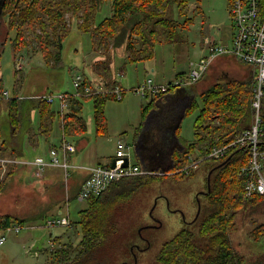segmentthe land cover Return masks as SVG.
<instances>
[{
    "label": "trees",
    "instance_id": "16d2710c",
    "mask_svg": "<svg viewBox=\"0 0 264 264\" xmlns=\"http://www.w3.org/2000/svg\"><path fill=\"white\" fill-rule=\"evenodd\" d=\"M105 0H0L2 7V23L6 32L0 34V58L2 47L11 33L10 39L15 57L18 52L37 44L48 65L59 64L62 60L63 41L71 29L68 20L76 19L82 31L91 32L95 37L96 50L104 54L109 48L121 43H127L130 50V61H138L150 57L141 53L150 44L151 49L159 41H174L180 36L179 21L174 17L175 8L181 16L190 10L191 0H110L111 15L100 23L97 16ZM199 8V7H198ZM185 24L192 18L185 16ZM36 50V49H34ZM136 53L140 56H136ZM137 54V55H138ZM92 68L102 81L114 84L112 75ZM253 80L216 83L194 98L186 115L199 109L195 122L196 141L189 144L185 150L174 153V163L170 168L180 170L189 164V173L176 172L175 175H192L194 166L201 165L204 171V198L199 197L201 209L197 216L186 224L169 240L163 242L152 263L148 264H245L246 258L234 245L232 234L238 229V219L249 215L253 219L250 236L264 245V221L254 214L264 207V195L246 197L244 193V177L241 173L242 151L235 152L229 161H216L207 158L214 144H225L236 138L252 123L251 98ZM1 92V90H0ZM247 93V95H245ZM94 120L98 131L106 129L104 115L105 105L111 94H93ZM247 98V100H246ZM1 101V100H0ZM7 108L12 124H23L25 132L33 143L39 134L52 132L56 118L61 120L63 136L81 135L87 130V123L81 111L82 102L78 97L71 100L65 114L53 109L52 103L44 100L11 98ZM150 105L143 108L145 120ZM31 107L39 111V132L34 133L29 123L28 113ZM264 109V107H263ZM218 122V124H217ZM0 151L3 155L15 156L16 150L9 154V146L1 140ZM69 140V139H68ZM241 161L242 163H239ZM236 164H235V163ZM142 167V166H141ZM15 169V168H14ZM11 169L5 178H1L0 195L5 191L9 178L13 175ZM212 170L209 184V173ZM138 175L124 178L113 183L100 196L88 200V208L79 212V219L72 225L81 229L82 238L78 243L64 241L62 234L51 240L55 247L50 250L49 264H125L122 255L126 253L127 244L123 222L131 219L130 208L142 198L144 191L158 178L159 173ZM77 196V194H76ZM199 209V204H198ZM129 214V215H128ZM44 215H41L43 217ZM255 217V218H254ZM137 219V218H136ZM28 218H19L11 213L0 215V229H7L12 222L27 223ZM135 221V220H134ZM132 222V221H131ZM122 229H126L122 231ZM51 233V232H50ZM149 245V244H148ZM133 251H136L133 246ZM151 247V246H150ZM47 250V249H46ZM250 264H264V251Z\"/></svg>",
    "mask_w": 264,
    "mask_h": 264
},
{
    "label": "rangeland",
    "instance_id": "374dc122",
    "mask_svg": "<svg viewBox=\"0 0 264 264\" xmlns=\"http://www.w3.org/2000/svg\"><path fill=\"white\" fill-rule=\"evenodd\" d=\"M230 5V0H191L190 10L186 14L192 18L189 24L184 23L186 15L181 16L179 10L175 8L174 17L180 24L178 31L180 36L174 41L168 42L165 40L159 41L162 38L158 36V40L154 42L152 48L148 49L151 46L148 44L141 53V55H149L150 53L152 55L138 61H130V50L127 48V43H121L116 47L111 46L106 53H100L99 50H96L98 45L93 34L82 31L78 26V21L76 19L70 20L69 17V22H72L71 29L63 41L62 60L58 65H48L42 53H39L36 43H34L33 48L23 49L15 57L10 40L13 37V33H11V37L8 38L2 47L0 58L1 126L5 124V116H9L10 109L7 108L6 104L11 98L22 100L30 99L37 94L57 95L63 92L77 94L78 90L74 86V78L78 74L85 75L86 82L93 88L99 86L101 78L93 73L91 74L93 64H95V69L97 68L99 73L106 69L107 75H112L111 80L115 81L116 79L124 89V98L118 99L112 96V98L107 99L104 110L107 126L102 131H98L95 124L93 98L88 92L84 94L82 91L83 95H79L78 98L83 105L81 113L86 120L87 130L81 135L67 136L76 146L71 155V162L74 165H79L81 162L85 163L84 165L95 164L97 161L111 163L117 152L118 139L123 138L131 146L130 158L132 163L142 166L143 163L140 158L147 154L154 159L155 168L165 169L166 175L156 179L144 191L142 198H139L133 208L129 209L131 219L128 221L126 219L123 222L124 228L129 226L128 230L122 229V231L126 230L124 239L127 244L126 253L122 255L123 262H132L133 264L152 263L163 242L171 239L187 221H191L197 216L199 197L204 198L203 193L205 190V179L203 178L200 164L194 166V174L192 175H172L176 173L174 168H170L172 161L170 155L173 145L162 144L161 142L165 141H161L153 144L158 147L159 152L155 148L146 150V144L150 138L156 139L155 135L147 136L146 144H137V137L141 134L138 127L143 121V108L150 105L151 98L136 94L132 89L139 85L137 83L140 82L142 84L147 80L152 74V67L164 73H171V76L166 74L167 78L177 73L187 77L192 68L191 63L197 64L207 53V51L203 50L206 44L205 41L208 43L210 40L215 39L217 43L229 42L235 33V25L230 14ZM111 12L110 0H105L97 16L98 23L109 17ZM5 32L6 26L2 23L0 28L2 38ZM137 54L136 56H140V54ZM95 73L97 74V72ZM234 75V73L221 74L218 72L212 83L235 80L233 79ZM238 81L247 80L241 79ZM6 90L9 92L8 98L3 94ZM100 94L109 95V93ZM198 101L202 104L199 96ZM52 106L56 111L61 110V103L58 99H55ZM29 113L30 118L34 122L33 132H39L36 109L31 107ZM198 113L199 109L187 114L181 123L179 137L185 141L186 145L195 138V122ZM147 116L145 119H147ZM18 129L22 130V127ZM23 134V137L27 138L28 133ZM41 135L38 134L37 137L41 139V143L45 142L49 147L50 143H47L46 137ZM46 135H49L47 138H49L51 143H60L64 134L59 118H56L52 132ZM25 150L24 156L16 155V157L23 159L28 157ZM241 159L245 160L246 158L242 157ZM239 163L242 162L239 161ZM73 170L74 168L70 169L72 173L75 171ZM72 178V174H70L69 181ZM59 179L62 181L60 195L55 199L53 198V203L44 208L41 213L34 212L43 209L40 207L39 202L44 197L29 192L25 188L13 187L7 195L0 196V214H2L3 210H5L3 205L5 204L8 210L12 209L11 205L17 195V191H23V200H28L30 213L33 215L31 218L27 217L28 220L25 223V227L19 232L0 229V237L6 235V241L3 244L0 243V264H49L51 259L50 250L56 246L52 247L51 236L45 242L47 250H43L40 253L29 252V248L45 232H51L52 238L62 234L64 241L68 239L74 243H78L82 238L81 229L72 225V223L69 227L52 228L45 224L47 219L61 216V214L57 213L59 207L64 211V215H67V207L69 205V218L71 221H77L80 217L79 212L89 206L88 200L80 201L77 198L76 191L66 189L64 172H59ZM23 181L31 183L36 181V177L28 171L25 173ZM28 196L33 198H28ZM42 205L44 206L45 204ZM13 215L23 216V214L19 213H14ZM41 215L44 216L41 217ZM254 216L260 218V221L263 222L264 207L259 208V211ZM252 219L249 215L241 218L239 216V227L232 234L235 247L246 258L245 264H250L264 251V245L253 240L250 236V231L253 228ZM156 220L160 223L159 227L154 226V224H158ZM16 223L12 222V225ZM147 242H149V245H147ZM133 246H135L136 251H133Z\"/></svg>",
    "mask_w": 264,
    "mask_h": 264
},
{
    "label": "built area",
    "instance_id": "2783aa9c",
    "mask_svg": "<svg viewBox=\"0 0 264 264\" xmlns=\"http://www.w3.org/2000/svg\"><path fill=\"white\" fill-rule=\"evenodd\" d=\"M230 4V14L235 25L234 35L229 42L217 43L215 39L210 40L208 42V54L201 58L197 64L191 63L192 68L190 69L189 78L192 83L202 78L212 61L218 56H234L244 64L255 68L251 98L253 116L251 125L228 143L214 144L206 156L209 159L221 161L227 157H232L235 152H231L234 150L237 152L242 151L243 157L247 158L246 163L241 167V173L244 177V193L246 197H252L264 195V0H230ZM115 83L108 85L107 82L101 81L99 86L93 88L86 82L85 75L78 74L74 78V86L78 90L77 94L63 92L57 95L37 94L34 97L38 101L44 100L48 103H53L55 99H58L61 103L60 113L63 116L69 108L72 98L83 95L82 91L84 94L86 92L90 95L109 93L118 99L124 98V89L116 79ZM184 83L185 81L182 80L157 83L149 78L144 83L134 87L132 91L147 97L149 94L166 93L173 87ZM3 94L7 98L9 97L7 90ZM130 148L131 146L126 140L119 138L117 152L114 157L115 166H112V161L109 164H97L91 167L77 166L72 164L70 157V153L75 150V145L63 136L61 144L50 150L49 159L26 160L16 156L3 155L0 151L1 178H5L11 169L22 165L35 167L34 175L38 177L42 176L47 167H59L65 171L66 179L71 174L70 169H84L88 172V176L82 182L77 198L80 201L89 200L100 196L113 183L124 178L156 173V171L132 163ZM126 158L129 159L128 165H125ZM192 164L176 172L189 173ZM159 173L164 174L165 171ZM71 223L69 205L67 215H64V211H62L61 216H55L45 222L49 228L69 227ZM24 227L25 224L16 223L10 225L7 229L19 232ZM4 241H6V235L0 237V243L3 244ZM50 241L52 247H54L55 243L53 240Z\"/></svg>",
    "mask_w": 264,
    "mask_h": 264
},
{
    "label": "crops",
    "instance_id": "0c3cea01",
    "mask_svg": "<svg viewBox=\"0 0 264 264\" xmlns=\"http://www.w3.org/2000/svg\"><path fill=\"white\" fill-rule=\"evenodd\" d=\"M205 46L203 47L204 51H209V44L205 41ZM206 53V54H207ZM206 54L203 56L205 57ZM202 57V58H203ZM218 71H217V70ZM216 70V71H215ZM220 72L221 74H232L234 73L235 77L233 79L235 80H254L255 76V68H252L243 62L239 61L237 58L234 56H218L215 58L210 66L207 68L205 73L203 74L202 78H200L196 82H191L189 75L187 77H183L180 74H176L173 76L176 77H169L172 74L171 73H164L162 71H158L156 68L152 67V74L147 78H151L157 83H168V82H173L176 80H182L185 81L184 84L175 86L171 90H169L166 93L163 94H149L148 97L151 98V103L152 105L150 106V111L148 113L147 119H143L141 125L138 127L139 131H141V134L138 135L137 137V144L141 145V143L146 144V138L147 136H154L156 139L150 138L149 142L146 144V150H152L155 148L157 152L158 147L153 145L156 142H161L162 144L166 143L169 145H173V150L171 153V166L174 163V153L177 150H185L189 144L193 143L196 141V138H194L193 141H191L188 145L185 144V141H183L179 137V132H180V126L183 121V119L186 116V109L188 108V105L190 102L194 99L200 96V94L208 89L209 87L213 86L215 83H212L214 78L216 77L217 73ZM94 74L95 76L101 78V81L103 80L102 77L98 76L95 71L92 69L91 74ZM168 74V76H166ZM229 80V79H228ZM140 84L137 83V85ZM136 86V85H135ZM125 96V95H124ZM38 113V124L37 126L39 127L40 125V117H39V111L36 107H34ZM7 112V111H6ZM28 116L30 118V113H28ZM10 117L5 116V124H2V135L1 140L6 141L7 145L9 146V154H12V150H16V155H22L24 156V150L28 154V157H24L26 160H35L36 158H45L49 159L50 157V150L54 147H58L61 144V141L59 144L51 143L49 138H47V135L42 134L41 136H45L47 143L49 142L50 145L49 147L45 142L41 143V139L38 138L36 141L33 143L30 141V136L27 134V130L25 132V129L19 130L18 128L22 127L24 128L25 126L23 124H12L9 122ZM29 123L31 124V127H34V122L30 118ZM39 130V128H38ZM23 133L27 134V138L23 137ZM62 140V138H61ZM23 141V143H22ZM129 144V143H128ZM75 145V144H74ZM76 148V146H75ZM73 154V152L70 153V157ZM15 155V156H16ZM9 156V155H8ZM13 156V155H12ZM143 158V159H142ZM140 158L142 160V167L146 169H150L152 171H158L162 170L165 171V169L162 168H155L154 164V159L152 156H148L147 154H144L143 157ZM149 163V164H147ZM74 164V163H73ZM76 164V163H75ZM85 163L81 162L77 166H94L97 164H109L107 162H101L97 161L95 164H87L84 165ZM13 175L9 178L7 182L6 189L4 193L1 195H7L11 188L17 187V188H25L26 190H29V192H33L39 194V196L44 197L40 199V207L43 209H40L37 211H33L34 213H41L43 212L44 208H47V206H50L53 203V198L55 199L60 195V190L62 191V181L59 179V172H64L65 171L62 168L59 167H47L42 176H35L34 175V170L35 167L30 166V165H22L18 166L14 169ZM75 170V171H74ZM72 174V179L69 181V178L66 179V189L71 191L74 190L76 191V194L79 192V189L81 187L82 182L87 178L88 172L84 169H74ZM30 171L33 176L36 177V181L27 183L24 182L23 179L25 178V173ZM202 175L204 178V171L201 169ZM64 184V182H63ZM65 185V184H64ZM30 194V193H28ZM0 195V196H1ZM23 191L19 190L17 191L16 197L13 199L12 203V209L8 210L6 209V205L4 204L5 210H3L2 214L6 213H11L12 215L14 213H19L23 214L17 215V217L21 218H31L32 213H30V206L28 200H23ZM26 198V197H24ZM28 198H33L28 196ZM5 203V201H3ZM2 203V204H3ZM28 204V207H27ZM42 204H45L44 206ZM10 205V204H9ZM62 208L59 207L57 213L61 214ZM33 213V214H34ZM60 235V234H59Z\"/></svg>",
    "mask_w": 264,
    "mask_h": 264
},
{
    "label": "water",
    "instance_id": "95a60500",
    "mask_svg": "<svg viewBox=\"0 0 264 264\" xmlns=\"http://www.w3.org/2000/svg\"><path fill=\"white\" fill-rule=\"evenodd\" d=\"M2 2V0H1ZM1 2H0V22H1V17H2V7H1ZM231 157H229L227 160H225L224 162H227L230 160ZM129 163V159L126 158L125 160V165H128ZM112 166H115L116 164V161L115 159L112 160ZM211 174H212V170L210 171L209 173V184H210V177H211ZM200 209H201V204H200V201H199V209H198V213L200 212ZM49 235H51L50 233L48 232H45L39 239H37L35 241V243L29 248V252L31 253H40L41 251L43 250H46V245H45V242L48 240L49 238Z\"/></svg>",
    "mask_w": 264,
    "mask_h": 264
},
{
    "label": "flooded vegetation",
    "instance_id": "af4514ba",
    "mask_svg": "<svg viewBox=\"0 0 264 264\" xmlns=\"http://www.w3.org/2000/svg\"><path fill=\"white\" fill-rule=\"evenodd\" d=\"M157 221V220H156ZM158 224H154L155 227H159L160 226V223L159 221H157ZM149 244V242H147V245ZM125 264H133L132 262H128V263H125Z\"/></svg>",
    "mask_w": 264,
    "mask_h": 264
}]
</instances>
